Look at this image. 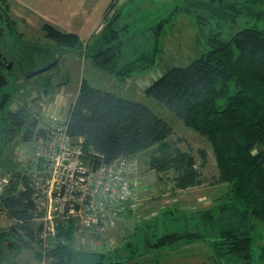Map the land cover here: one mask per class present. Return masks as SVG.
<instances>
[{
	"label": "trees",
	"instance_id": "obj_1",
	"mask_svg": "<svg viewBox=\"0 0 264 264\" xmlns=\"http://www.w3.org/2000/svg\"><path fill=\"white\" fill-rule=\"evenodd\" d=\"M2 2L5 8L0 7V22L8 31L6 34H11L13 22L7 15L6 1ZM263 2L184 0L176 5L172 13L192 14L197 26H212L211 20H216L218 25L234 24L239 17L259 20L261 25L243 27L228 39L221 38L219 31H213L207 37L209 48L199 57L184 66L166 70L146 88L148 95L211 144L218 179L231 186L225 201L215 208L170 215L161 223L136 226L133 231L139 233L138 245L131 241L120 245L122 249L116 257L107 251H81L57 242L47 250L52 264H146L136 258L143 255L147 247L159 249L197 240L209 242L215 258L223 264L251 263L255 222L264 223ZM117 16L114 13L105 23L89 49V57L102 70L120 77L153 63L159 51L160 35L170 18L129 33L127 25L115 24ZM41 31L57 45H80L77 34L50 23L45 22ZM6 100L5 94L0 106ZM27 118L24 107L6 111L2 115V140L12 141ZM65 124L71 138L82 137L85 144L102 153L107 162L118 157L131 158L152 148L146 161L147 170L158 173L161 179L162 172L171 173L167 175L168 181L176 190L203 183L193 152L178 146L182 138L170 140L174 135L172 127L137 100L82 80L68 107ZM31 126L33 129H27L28 133L34 129L35 135L44 133L34 128L33 121ZM197 155L200 164L207 161L204 149H197ZM21 180L22 189H16L19 178L12 179L0 197V208L14 221L8 232L0 233V245L5 244L14 254L21 246L30 247V241L36 242L32 226L35 216L33 188L26 178ZM166 225L171 227L158 232ZM66 238L71 239V235ZM259 260H264V251Z\"/></svg>",
	"mask_w": 264,
	"mask_h": 264
},
{
	"label": "rangeland",
	"instance_id": "obj_2",
	"mask_svg": "<svg viewBox=\"0 0 264 264\" xmlns=\"http://www.w3.org/2000/svg\"><path fill=\"white\" fill-rule=\"evenodd\" d=\"M5 1L13 29L11 34H6L8 31L4 28V35L0 39V51L8 60L13 61L14 68L8 77L7 85L0 88V101L5 94L7 95V100L0 106V176L10 172L12 179L19 178L23 157L27 152L31 153L34 145L36 129L28 133L30 128L33 129L31 121L35 124L34 128H41L46 117L56 115L59 117L57 124L61 125L82 80L124 98L137 100L152 109L172 127L174 135L170 140L175 141L177 137H181L182 141L178 143L180 149L193 152L196 164L202 173L201 185L186 190H176L168 181L167 175L171 173L162 172V180L158 173L147 170L146 161L152 148L137 153L131 160L133 198L124 216L116 220L113 225L105 226L102 231L92 229L83 231L78 243L80 249L87 241L94 242L98 246L106 241L107 247H111V243H114L115 248H108L107 252L116 257L120 255L122 249L120 245L123 246L128 241L139 243V233L133 231L136 226L161 223L160 221L166 217L168 220L170 215L215 208L225 201L231 186L228 182L218 179L219 171L211 144L148 95L146 88L166 70L184 66L199 57L209 48L207 37L213 31H219L221 38L228 39L243 27H259L261 25L259 20L239 17L234 24L218 25L216 20H211L212 26L209 24L197 26L192 14L172 13L173 8L181 5L184 0H98L96 7L89 9L88 18L93 22L98 16L101 20L100 24L90 36L80 35V45L65 47L57 45L41 31L44 18L50 19L49 14H52V9L58 6H53L46 0ZM73 5L77 9L73 10L72 15L64 10L61 14H57L65 29L68 23L73 22L75 25L80 21V16L88 9V7L85 9L80 7V0L74 1ZM101 5L103 7L99 10ZM4 6L0 0V7L4 9ZM105 6L107 8L103 14ZM114 13L118 14L115 24L127 25L129 33H135L140 28L166 17L170 18L160 35L159 51L153 63L120 77L102 70L89 57V49L92 48L93 41ZM22 14L32 21L24 18ZM0 25L3 26L2 22ZM55 60L57 63L51 69L26 78L33 71ZM19 107L26 109L27 122L12 141L5 143L1 135L2 115ZM197 149L206 151L207 161L203 164H200L201 159L197 155ZM13 223L14 221L9 219L5 211L0 208V233L8 232ZM39 223L40 221L36 219L34 228H38ZM255 226L256 230L252 233L253 258L250 264H264V260H259V255L264 251V223L255 222ZM170 227L166 225L158 232ZM29 244L30 247L21 246L17 254L9 251L5 244L0 245V264H40L42 259L45 260L43 264H52V258L47 255V251L40 252L38 243L30 241ZM118 246L120 248H117ZM95 249L99 248L96 246ZM136 260L146 264H223V261L215 258L209 242L203 240L180 242L159 249L147 247V251Z\"/></svg>",
	"mask_w": 264,
	"mask_h": 264
},
{
	"label": "built area",
	"instance_id": "obj_3",
	"mask_svg": "<svg viewBox=\"0 0 264 264\" xmlns=\"http://www.w3.org/2000/svg\"><path fill=\"white\" fill-rule=\"evenodd\" d=\"M45 120L40 128L44 133L35 135L31 153L23 157L16 184V189H22L21 179L26 178L33 188L32 226L36 219L40 221L34 228L39 249L47 251L57 242L76 250L103 252L115 248L111 242L107 247L106 241L100 246L87 241L82 249L78 243L83 231H102L124 216L133 198L130 172L134 158L118 157L107 162L82 137L73 139L67 134L66 118L61 125L56 115ZM11 180L10 172L0 176V196ZM96 246L99 249L94 250Z\"/></svg>",
	"mask_w": 264,
	"mask_h": 264
},
{
	"label": "crops",
	"instance_id": "obj_4",
	"mask_svg": "<svg viewBox=\"0 0 264 264\" xmlns=\"http://www.w3.org/2000/svg\"><path fill=\"white\" fill-rule=\"evenodd\" d=\"M46 1H49L53 6H58V7H54L55 9H52L53 10L52 14H49L51 20L49 18H44L45 19L44 21L46 23H51L52 25H55V26H57V27H59V28H61L63 30L74 32V33H76L78 35V37H80V35L90 36L91 33L100 24V21H101L100 17L96 16V18H95V20H93V22H91L90 19L88 18L89 9L92 8V7H96L98 0H82V1L80 0V7L82 6L84 9L86 7H88V9L86 10V12H84L80 16V21L76 22L75 25H74L73 22H70V23L67 22L69 24L67 26V29L64 28L65 26H62L63 24H62V22H60L62 20L59 19L60 17L57 14H61L63 12V10H64L66 13L72 15L73 14V10L77 9V7L75 5H73V2L76 1V0H56V1H54V0H46ZM104 3H105V1H104ZM104 3H103V5H104ZM103 5L100 6L99 10L101 9V7H103ZM107 6H105V8H104L103 14H104ZM15 7H17V5ZM63 7H67V8H63ZM11 8H12V6H11ZM17 9L19 10V8H17ZM19 11L21 12V10H19ZM103 14H102V17H103ZM22 16L24 18H26L27 20L32 21V19H30L25 14H22ZM102 17H101V19H102ZM189 242H194V241H189ZM178 243H180V242H178ZM175 244H177V243H175Z\"/></svg>",
	"mask_w": 264,
	"mask_h": 264
},
{
	"label": "flooded vegetation",
	"instance_id": "obj_5",
	"mask_svg": "<svg viewBox=\"0 0 264 264\" xmlns=\"http://www.w3.org/2000/svg\"><path fill=\"white\" fill-rule=\"evenodd\" d=\"M0 27L3 29V35H4V26L0 25ZM3 35L0 37V39L3 37ZM14 68V63L11 60H8L6 56L0 51V72L4 75H6L7 82H8V77L13 71ZM7 85V84H6ZM5 85V86H6ZM4 87V86H3ZM0 87V88H3Z\"/></svg>",
	"mask_w": 264,
	"mask_h": 264
},
{
	"label": "water",
	"instance_id": "obj_6",
	"mask_svg": "<svg viewBox=\"0 0 264 264\" xmlns=\"http://www.w3.org/2000/svg\"><path fill=\"white\" fill-rule=\"evenodd\" d=\"M2 30H3V29L0 27V37L3 35ZM56 63H57V61L55 60V61H53V62H51V63H49V64H47V65H44L43 67H41V68H39V69L33 71V72L31 73V75H36V74L43 73V72H45L46 70H49L50 68H52ZM6 84H7V78H6V75H4V74H2V73L0 72V87L5 86Z\"/></svg>",
	"mask_w": 264,
	"mask_h": 264
}]
</instances>
